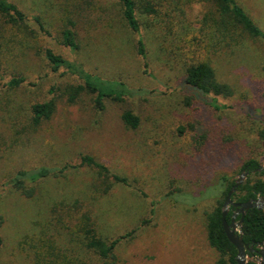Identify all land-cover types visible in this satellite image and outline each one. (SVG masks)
Masks as SVG:
<instances>
[{
  "label": "rangeland",
  "instance_id": "rangeland-1",
  "mask_svg": "<svg viewBox=\"0 0 264 264\" xmlns=\"http://www.w3.org/2000/svg\"><path fill=\"white\" fill-rule=\"evenodd\" d=\"M9 1L39 16L47 32L31 19L0 30V264H103L80 243L84 210L103 240L125 235L114 249L117 264H215L206 223L222 178L235 182L250 158L264 166V41L227 20L220 25L211 0H150L154 12L136 0L145 66L119 0ZM236 2L264 33V0ZM67 27L76 49L62 41ZM45 49L121 99L105 97L99 108L83 92L70 101L66 87L82 81L64 66L53 71ZM201 61L233 90L214 97L220 108L184 82L185 68ZM14 75L25 80L9 88ZM50 99L53 115L34 125L31 105ZM125 110L138 116L135 129L122 121ZM86 154L128 183L110 176L109 191L91 200L90 184L103 181L81 164ZM40 168L48 172L27 183L31 198L9 182Z\"/></svg>",
  "mask_w": 264,
  "mask_h": 264
},
{
  "label": "trees",
  "instance_id": "trees-1",
  "mask_svg": "<svg viewBox=\"0 0 264 264\" xmlns=\"http://www.w3.org/2000/svg\"><path fill=\"white\" fill-rule=\"evenodd\" d=\"M215 4V9L220 17V25L224 26L226 20L233 26L239 27L241 30L247 32L250 36L259 38L264 41V33L256 26V24L248 17L244 10L237 4L236 0H211ZM122 7V15L126 21L128 27L138 34L137 39V54L142 58L144 65L147 66V53L143 38L140 34V25L136 15V0H119ZM150 0L143 1V9L145 11L154 12V8L151 5ZM31 19L34 21L40 30H45L43 23L39 16L28 15L21 10L15 3L9 0H0V30L7 31L12 28L28 27L27 21ZM62 41L64 45L71 49H76L77 43L75 41L74 32L70 27H67L62 32ZM45 57L48 60L49 65L53 71L58 70L60 67H66L71 73L75 74L82 82L76 85H70L66 87V93L69 96L70 101H74L83 92H89L95 95V102L99 108L103 107V99L105 97H112L117 100L121 99L123 94L117 93L113 96L104 93L96 82L92 79L96 78L91 74H87L81 67L76 66L74 63L69 62L58 54H55L50 49H45ZM25 80L24 77L12 76L6 85L10 87H18V85ZM184 82L190 88L198 94L205 96H213L212 103L214 104L215 96L230 97L233 95V90L226 84L218 81L215 77V71L207 62H197L190 64L185 68ZM215 107L220 108L217 104ZM56 108V102L53 99L36 102L31 105V120L34 125L39 124L43 120L50 119ZM121 119L124 124L132 129H135L139 125L138 116L134 115L131 111L125 110L121 114ZM260 138L264 146V130L260 133ZM81 164L88 166L89 168L97 172V177L102 179L103 182L99 184L91 183V200L96 198V192L99 194H106L110 189V182L107 181L108 177H112L114 182L127 184L128 181L125 177L118 174H110L109 169L103 163L95 160L90 155H82L80 158ZM263 167L256 159H247L241 166V171L248 170V175H255L253 179L246 178L244 182L237 188L232 194V200L235 202H245L247 200L254 199L259 195L264 194V170L256 171L257 168ZM255 170V171H254ZM48 170L46 168H40L38 172L19 170L9 181L12 187L19 191L21 195L31 198L33 195V187L27 185L29 182L39 177L47 175ZM107 179V180H106ZM225 187L222 190L220 198L217 199V205L210 212L207 213V241L211 247L218 252V259L215 264H237L235 262L236 248L229 242L223 229L222 224V206L225 196L228 190L233 186L234 181H228L226 177ZM106 182V183H105ZM104 185V186H103ZM81 200L73 199L71 204L81 205ZM83 207V206H81ZM227 222L230 221V213L226 215ZM244 243L249 246H253L255 249H259V242L264 241V208L257 209L251 208L246 211L242 225L240 228ZM79 232L81 233L80 243L86 250L93 251L103 264H117L116 257L114 255V249L118 241L125 237L122 235L111 241H105L99 237L97 231L93 226L92 216L88 210H84L79 218ZM127 236L129 234H126ZM3 242V237L0 233V245ZM48 248L51 249L52 244H57L55 238L47 239ZM51 254V252H48ZM251 260L250 264H258L256 259L249 254ZM258 259L260 256L258 255Z\"/></svg>",
  "mask_w": 264,
  "mask_h": 264
},
{
  "label": "water",
  "instance_id": "water-1",
  "mask_svg": "<svg viewBox=\"0 0 264 264\" xmlns=\"http://www.w3.org/2000/svg\"><path fill=\"white\" fill-rule=\"evenodd\" d=\"M262 170H264V166L256 169V171ZM248 174V170L242 171L238 178L235 180L233 186L228 190L222 206V224L227 239L237 250L235 256V262L237 264H250L247 260L249 254L254 255L256 253L260 256V258L258 259V264H264V241L258 243L260 248L259 250H256L255 248H253V246H249L248 244L244 243L242 233L240 231L242 221L247 210L251 208H264V194L245 202H235L232 200V194L244 182ZM230 207H237V210L234 214H232L230 221L227 222L226 215ZM239 213L240 218L238 221H235V218Z\"/></svg>",
  "mask_w": 264,
  "mask_h": 264
},
{
  "label": "flooded vegetation",
  "instance_id": "flooded-vegetation-1",
  "mask_svg": "<svg viewBox=\"0 0 264 264\" xmlns=\"http://www.w3.org/2000/svg\"><path fill=\"white\" fill-rule=\"evenodd\" d=\"M260 196V195H259ZM257 198V197H256ZM236 210H237V207H230L229 208V213H230V219H231V217H232V214H234L235 212H236ZM239 218H240V213L236 216V218H235V221H238L239 220ZM259 248H260V246H259ZM256 250H259V249H256ZM254 258H257L258 257V254L256 253V254H254V255H252Z\"/></svg>",
  "mask_w": 264,
  "mask_h": 264
}]
</instances>
